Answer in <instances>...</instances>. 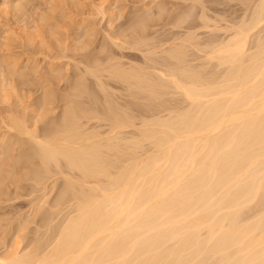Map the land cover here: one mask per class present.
Masks as SVG:
<instances>
[{
	"label": "bare ground",
	"instance_id": "obj_1",
	"mask_svg": "<svg viewBox=\"0 0 264 264\" xmlns=\"http://www.w3.org/2000/svg\"><path fill=\"white\" fill-rule=\"evenodd\" d=\"M145 3L125 30L105 33L96 59L73 62L60 96L51 85L69 69L57 60L72 56L57 43L38 106L1 114L0 188L11 159L12 170L28 166L34 190L52 178L63 189L46 237L22 252L15 243L0 264H264V0ZM83 34L75 54L92 43ZM9 51L0 103H14V77L24 87L30 75Z\"/></svg>",
	"mask_w": 264,
	"mask_h": 264
},
{
	"label": "rangeland",
	"instance_id": "obj_2",
	"mask_svg": "<svg viewBox=\"0 0 264 264\" xmlns=\"http://www.w3.org/2000/svg\"><path fill=\"white\" fill-rule=\"evenodd\" d=\"M15 1L16 0H0V44L4 42V40L2 39L3 35L7 37L9 36L10 40L7 41L6 40L7 37H5L4 39L6 43L7 42L10 43V45L9 44L7 45L8 49L9 50L11 49L13 55H15V57L18 58V59L16 58L17 59L16 68L18 69L20 67L22 69V71L20 69V72L22 73L24 72V74H28L30 72L29 73L30 75L28 78L27 76H25L26 85L24 83L25 85L24 87H22L23 85L22 80L19 77L17 78L14 77L13 82H16L15 86L13 85V87L16 88V89L14 88L15 92L12 91L11 89L9 90H11L10 92L14 93L13 96L10 95L12 100L13 101L16 100V101L13 103L9 99L10 97L9 96L8 97L9 101L7 100V102L0 103V116L2 113H4L3 111H6V109L8 110L12 106L11 104H16L17 106L16 108H18L19 110L31 109L30 104L32 105V107L38 106V99L42 93V88L40 86L42 83H44L42 84V87L43 85L47 84L46 77L44 76L45 74L46 75L49 74V67L47 66H49L51 62L55 61L54 63H56L57 61H61L62 62L61 66L63 68L68 67L69 69L68 72L70 74L67 72V76H64V72L66 71L62 70L63 77L66 79L61 77V80L53 81V84L51 85V87L56 92L57 96H60L62 93H64L67 90V86L69 83L67 82V77H69L68 79L70 80L72 79L74 75L73 73L77 72L76 71L77 68L75 67L76 63L74 64L73 62L76 60L75 62H80L82 65V63H86L88 61H93L94 59H96L97 54L98 56L100 54L98 53V51L100 50V46L105 41V36H104L105 33L106 32L112 33L114 31L125 30V28H127L133 21H135V19H137L140 15L144 13L145 10L143 6H141L142 3L146 2L145 4H149V0H143V1L140 0L141 2L139 0H30L31 2L29 1L27 3L28 5L27 4L24 5L26 3L25 0H24L25 2H20V0H17V6H16L14 5V3L16 4ZM18 2H19V5L20 3H22L25 6V15L26 14L30 15V17L26 15L30 18V20L24 14L22 15L24 17L23 18L21 17V15H19L20 14L19 12L15 13L16 11L15 7L18 8L19 6ZM109 3H111L112 6ZM99 4H101V6ZM152 5L153 7L156 5L155 1L154 3H150V5L148 6L152 7ZM99 6H100V9H99ZM105 6L107 8L110 7L111 11L115 10V12L113 13L116 16L121 14L120 16L117 17L118 18L117 20L115 19L116 18L115 15L113 16L114 18L112 17L113 20H112V23L110 24L112 27H110L109 23L107 22V20L109 21L110 17H109V13L106 12L107 9ZM51 7L53 8L51 9ZM100 10L105 12L104 13L105 15L101 13ZM97 11L98 12L100 11V12L98 13ZM118 12L119 13L121 12V13L118 14ZM100 13L103 14L104 16L101 15ZM14 15H17V16L15 17ZM41 17H44V22L46 21L45 23L43 22V19ZM33 19L36 20V21L35 20L33 21L34 24L38 22V25L35 24L37 27L35 25L34 26L36 28H39L40 30L39 29H37V31L36 29L31 30L33 29L32 28L33 23L32 22L30 23L28 21H32ZM83 19L84 21L85 19H89V21L86 20L84 22ZM21 21H24V23H22ZM47 23L48 24L50 23L51 25H48ZM78 24L80 25V27ZM168 25H171V24H168ZM168 25H165L164 28L168 29L171 27V26L168 27ZM41 26L46 27V28L41 29ZM52 26L53 28L56 29L55 30L56 32L54 31L53 33H51L54 30L51 28ZM47 29L49 30L52 29V31L50 30L51 31L50 32ZM91 29L93 30L91 31ZM57 30L59 32L58 34H57ZM48 32H50L51 34H49ZM83 32L84 33L88 32V35H90V37L92 38L91 40L92 43L90 42L92 45L89 44L90 46H88L89 47V49L87 48L88 50L80 51L79 53L75 54L72 52L73 49L71 48L70 45H72L71 43H74L73 40L75 39V37L81 36V38H83V35H84ZM52 34H55V35L51 36ZM59 35L62 36L63 38L62 37L60 38ZM27 37H29L30 39L28 40ZM41 38H43L42 40L44 41L42 43V45H44L43 47L41 45V41H42ZM65 38L66 40H64ZM31 39H32V45H29V43L31 42L30 41ZM34 39L39 40V42ZM33 40L36 42H34ZM57 40H60V41L63 40L64 44H63V41L60 42ZM55 41L57 42L55 43ZM57 43L58 44L60 43L59 47L60 45L64 46L65 44H66L65 47L68 46L69 48L68 50L64 48L65 49L64 54L66 55L65 57L72 56L70 58L71 60L73 59L72 61L71 60L68 61V58L64 59L63 57H62L63 59L60 58L59 60H57L58 58L56 59V57H54L55 60L54 58L52 60L51 56H54L55 52L57 56L60 53L57 51L58 48L54 47ZM46 44L50 49L45 48ZM49 45H51L54 49ZM9 46L11 48H9ZM7 47H4V48L6 49ZM33 47H35L36 49ZM5 49H3L4 52H2L1 50L0 52L3 54L7 53L8 49H6L7 51ZM46 49H48L47 54L45 53ZM53 50L54 51L56 50V51L53 52ZM11 51L9 52L11 53ZM49 52L51 54H49ZM126 52H128V50H126ZM3 54H0V57ZM45 55L48 57H46ZM48 58L49 59L51 58V61H48L49 60ZM32 60L33 62L36 61L37 63L35 62L36 64H34ZM25 61H27L28 63ZM29 61L31 62V64L29 63ZM47 62H49V64ZM38 63H39L38 65L39 67L37 66ZM24 64H25V67H24ZM32 64H34V66ZM35 67L39 68V69H36L38 70V72L36 71V75L32 74V70L25 71V68L35 69ZM31 74L35 76L36 79L35 77H33L34 79L31 78L32 77ZM37 79H40L41 81ZM5 81H7V83L9 82L7 79H5ZM17 82L20 83V85L17 84ZM30 83H31V86L29 85ZM35 84L36 86H34ZM8 102L9 104L10 103L11 104L9 105ZM17 103H19V105ZM62 104H63V101L62 102L59 101L54 105L55 106L54 114L60 113L59 111H61ZM12 107H15V106H12ZM29 114L31 115L32 113L29 112ZM1 120L2 119L0 117V137L1 135H3V133L4 134L7 133L6 135H8V132L6 131L7 129L2 124ZM38 125H41V122H38ZM3 161L5 163V168L10 170V173L8 176H6L3 186H1L0 188V254H4L9 250H13L15 248V245H17L15 243H18L17 251L22 252L24 249L30 247V245L34 243V241H36L38 238L44 239L46 237V234H47L46 229L48 228L49 225L55 223L56 220L58 219V218H55L54 220L50 221L49 207L55 204L54 202L57 200L60 194V191L63 189V179L58 178V180L55 182L52 178V179H49L45 183L46 187L44 190H42L43 188L40 190H34V183L29 176L30 173L28 172L29 168L27 165L20 163L12 170L10 166V163L12 162V160L5 159Z\"/></svg>",
	"mask_w": 264,
	"mask_h": 264
}]
</instances>
